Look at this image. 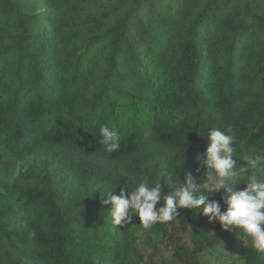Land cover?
Masks as SVG:
<instances>
[{
  "label": "trees",
  "instance_id": "16d2710c",
  "mask_svg": "<svg viewBox=\"0 0 264 264\" xmlns=\"http://www.w3.org/2000/svg\"><path fill=\"white\" fill-rule=\"evenodd\" d=\"M229 127L238 164L264 154V0H0V264H264L203 206L144 229L103 203L203 183L207 130Z\"/></svg>",
  "mask_w": 264,
  "mask_h": 264
},
{
  "label": "clouds",
  "instance_id": "9594fccd",
  "mask_svg": "<svg viewBox=\"0 0 264 264\" xmlns=\"http://www.w3.org/2000/svg\"><path fill=\"white\" fill-rule=\"evenodd\" d=\"M100 134L105 151L111 153L120 148V136L116 130L104 125L100 128ZM207 137L209 143L204 153L207 172L203 183L201 180L198 182L191 172L185 171L182 182L176 184L175 190L163 195L164 204L160 207H157L162 195L159 181L153 184L146 177L131 188V191L123 186L119 194H110L108 199L103 200L104 204L110 203L112 206V223L123 227L131 223L134 216H138L139 224L144 229H149L155 224L176 220L178 208L196 211L203 206L202 213L210 222L218 221L226 230L241 229L251 238L252 247L264 253V178H258L256 174L264 173V154L242 155L238 159L245 163L240 165L234 155L236 138L230 127L224 131L210 128L207 130ZM249 170L251 175H246ZM238 175L246 179L238 181ZM229 182H243L246 186L233 190L229 187ZM118 185L101 192L102 197ZM201 189L207 195L202 194ZM218 192L227 204L225 211L221 210L219 201L208 199Z\"/></svg>",
  "mask_w": 264,
  "mask_h": 264
}]
</instances>
